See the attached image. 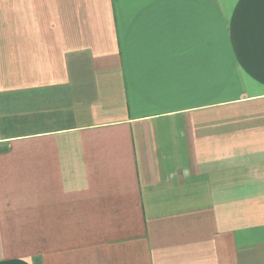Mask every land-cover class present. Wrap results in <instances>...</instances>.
<instances>
[{"label": "crops", "instance_id": "obj_1", "mask_svg": "<svg viewBox=\"0 0 264 264\" xmlns=\"http://www.w3.org/2000/svg\"><path fill=\"white\" fill-rule=\"evenodd\" d=\"M0 264H264V0H0Z\"/></svg>", "mask_w": 264, "mask_h": 264}]
</instances>
